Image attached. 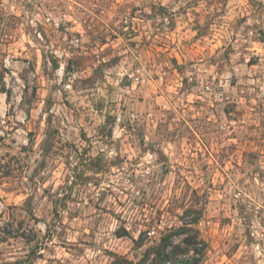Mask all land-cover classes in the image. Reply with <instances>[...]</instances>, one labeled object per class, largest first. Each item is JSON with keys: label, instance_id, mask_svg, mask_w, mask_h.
Here are the masks:
<instances>
[{"label": "rangeland", "instance_id": "obj_1", "mask_svg": "<svg viewBox=\"0 0 264 264\" xmlns=\"http://www.w3.org/2000/svg\"><path fill=\"white\" fill-rule=\"evenodd\" d=\"M187 211L200 264H264V0H0V264L136 261Z\"/></svg>", "mask_w": 264, "mask_h": 264}, {"label": "trees", "instance_id": "obj_2", "mask_svg": "<svg viewBox=\"0 0 264 264\" xmlns=\"http://www.w3.org/2000/svg\"><path fill=\"white\" fill-rule=\"evenodd\" d=\"M192 213L194 216L189 220L188 215ZM185 218L187 220L164 235L158 245L148 247L139 260L116 256L110 264H200L207 247L196 228L201 215L196 211H187ZM175 237H181V242L172 243ZM135 244L137 248H141L144 243L139 239Z\"/></svg>", "mask_w": 264, "mask_h": 264}]
</instances>
